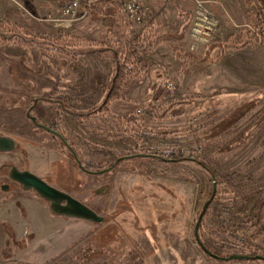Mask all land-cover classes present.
Instances as JSON below:
<instances>
[{
	"label": "rangeland",
	"instance_id": "obj_1",
	"mask_svg": "<svg viewBox=\"0 0 264 264\" xmlns=\"http://www.w3.org/2000/svg\"><path fill=\"white\" fill-rule=\"evenodd\" d=\"M106 1L118 7L116 2ZM62 2L0 0V118L9 115L15 144L5 166L29 165L26 169L30 172L106 216L105 222H91L92 228L105 227L114 220L118 185L136 178L149 179L153 185L148 194L151 202H159L160 186L164 185L169 194L164 201L170 203L171 212L180 207L176 215L180 228H185L186 214L187 241L177 252L183 259L180 264H263L259 259L226 258L228 254L249 252L240 237L228 233L227 225L255 217L264 198V16L259 15L253 1L236 0L240 5L233 11L225 0H218L221 18L229 22L230 28L211 9L218 18L217 31L198 51L188 47L186 56L180 58L184 66L170 64L162 76L141 72L128 77L123 99L108 105L109 114L82 119L80 114L100 104L110 80L112 54L100 43L109 40L110 47L121 48L124 37L134 32L123 19L118 20L112 4L104 14L109 27L106 32L102 17L89 10L76 21L61 18ZM151 13L150 19L133 30L151 28L153 36H158L178 26L174 20L168 25ZM237 14L246 23L239 25ZM21 30L38 36V40L58 38L60 44L70 38L69 33L74 38L69 39L71 46L81 53L66 55L47 49L43 42L39 46H20L7 41V37L22 35ZM227 49L230 53L252 52L256 58L249 60L247 72H236L240 76H231L222 85L216 81V64ZM145 64L146 60L144 68ZM169 82L174 88H168ZM115 114H126L129 120H117ZM53 120H59L63 136L73 141L82 159L89 162L88 172L78 168L59 137L36 124L49 126ZM180 149L193 152L208 169L193 161L133 157V152ZM128 154L133 156L122 158L111 168L106 166L118 155ZM5 181L11 188L0 190V221H5L0 222V264H120L100 252L97 239L81 237L57 251L64 234L76 227L71 228L64 217L48 211L47 202L33 190H24L7 177ZM210 197V213L200 230L198 226V237L207 251L219 258L205 254L194 235L197 218ZM13 230L19 235L14 236ZM254 244L264 250V235Z\"/></svg>",
	"mask_w": 264,
	"mask_h": 264
},
{
	"label": "crops",
	"instance_id": "obj_2",
	"mask_svg": "<svg viewBox=\"0 0 264 264\" xmlns=\"http://www.w3.org/2000/svg\"><path fill=\"white\" fill-rule=\"evenodd\" d=\"M207 1L208 6L219 15L221 22L223 24L225 23L227 28H230L231 25L229 22H227L224 17L221 18V12L218 10V0ZM237 1V3L242 2V0ZM235 2L236 0L234 2L225 0L227 5L230 4L232 6L233 11H237L240 4L237 5ZM149 5L151 12L155 14L157 19L166 20L168 25L171 20H174V22L178 24L177 27L176 25H170V32L165 31L158 33V36H153L152 31L154 30L151 28H149V30L147 28L138 29L135 32L136 35L144 32L147 33L151 45L153 46L151 51H147V54L144 53L143 55V62L146 60L145 65L147 66L145 69L149 70V75H151V77L155 74L162 76L165 73V69H167L170 64L171 66L175 64L180 68L185 65L180 58L186 56L185 52L188 49V30L193 12V3L191 0H149ZM237 18L236 21L239 25L246 23L243 18L240 19V14H237ZM172 27H175V30H173ZM183 28L184 30H182ZM222 35L223 34L221 33L219 36L222 37ZM244 46L248 45L246 44ZM181 48L183 49L182 54L180 52ZM227 51L228 53L223 54L216 64V73L218 75L216 76V81L221 84L226 79H232L230 78L231 76L239 75L236 72L240 71V74H243L250 62L249 60H252L255 57L252 52L230 53L229 49H227ZM188 56H191V54L189 53ZM174 59L177 60L175 63H173ZM143 62L142 66H144ZM214 66L215 65H213V67ZM242 82L243 84L247 83L245 80H242ZM2 111L4 113H9L8 108H3ZM9 124L10 117L9 115L4 114L3 117L0 118V136L13 140L14 137L10 133ZM13 145H15L14 141ZM13 150L14 148L8 150L0 149V183H3L7 176V167L5 166L7 162L6 157H12ZM15 166L22 168L17 165ZM28 166L26 167L29 168ZM35 167L36 165L34 168ZM38 169L36 168L35 170L38 171ZM39 171L40 173L42 172L41 169ZM151 183L152 182L149 179L136 178L129 183L118 185V198L114 200L115 204L118 205V212H116L114 220L109 221L108 225L105 227L92 228V223L86 220L61 216L64 217L62 219H65L64 221L67 225L70 224L72 225L71 228L73 226V228H76L71 229L64 234V237L61 238V241L57 246V251L61 252L79 238L86 237L89 241L91 239H97L100 246V252H104L106 255L109 254L112 259L117 262L120 261V264H180V260L183 259H181L180 254L177 252L181 250L180 245H185L187 241L186 214L183 213L185 217L183 225H185V228L183 226L180 228L179 219L176 218V215L179 214L180 207H175L176 210L171 212L170 203L164 201V197L168 198L169 195L166 193V190L162 188L164 185H159L161 188L160 192L162 193L159 202H151V200H149L151 197L148 195L150 191L149 188L153 186ZM0 200L2 201L3 199ZM46 209L48 210V203ZM172 215H174V221H172ZM57 217H49V219H58ZM103 217L105 222L106 216ZM0 222L3 223L5 221ZM179 230H181V233ZM51 231L52 230H50V232ZM16 235L19 234L14 232V236ZM169 244L171 247L169 246V248H167L166 245ZM59 246L61 247L59 248Z\"/></svg>",
	"mask_w": 264,
	"mask_h": 264
},
{
	"label": "trees",
	"instance_id": "obj_3",
	"mask_svg": "<svg viewBox=\"0 0 264 264\" xmlns=\"http://www.w3.org/2000/svg\"><path fill=\"white\" fill-rule=\"evenodd\" d=\"M253 1L258 9L259 15L264 16V0H253ZM111 4L114 5L113 6L114 14L117 15V18L119 21H122L119 8L117 7V5L113 4L110 1L93 2V3H90L87 8V10H89L90 12L96 13L100 17H102L101 18L102 24H104V27L106 28V32H108L109 27L107 26L106 17L104 14L107 13L106 10L110 8ZM123 25L125 26L124 23ZM22 32L23 33L20 36L15 35L16 37H7V41H10V42L12 41L14 43H17V45H20V46H39L41 44L40 42H43L44 47H47V49H55V51H62L66 55H75L77 53L74 50V47L71 46L73 45V43L69 41V39L74 40V38L69 33L67 35H69L70 38L68 40L64 38H60V40L64 39L63 41H61V44H60V42L57 40L58 38L55 39L54 37H47V38L45 37L46 39L38 40V36H35L34 38L33 36H30V34H28L27 32L25 31H22ZM49 38L50 40H48ZM49 42H52V43H49ZM100 45L107 46L108 48H104V49H108L109 51H111V54H112L110 57V61H109L111 65L110 80L107 83V89L104 90L103 92V99L100 102V104L93 106L89 112L80 114L79 115L80 119L93 116L97 113H101L104 115L109 114L108 105L113 101L123 99L122 89L125 85V81L127 80V78L131 76H139L141 72L149 73V70L145 69L142 66L144 53H146L147 51H151L153 48V46L151 45L150 39H149V35H147V33L144 32L139 35H136L135 33L126 35L124 37L123 46L121 48L110 47L109 40L105 42H101ZM80 53H77V54H80ZM58 117L59 116H57V118ZM114 118L117 120L118 119L129 120V117L126 114H115ZM49 127L52 130H55L56 132H58L62 136V140L58 138L59 142L62 147H66L67 150L71 152L72 159L76 162L78 168L86 169V171L88 172V170L90 169L89 162L82 159L79 151L75 148L74 142L71 141L70 139L68 140L67 137L63 136V131L60 129L61 125L59 123V120H53L49 124ZM73 153L75 156H73ZM133 155H134L133 157L140 156V157L152 158V159L160 160L162 162H177V161H182V160L193 161L196 164L208 169L204 161L198 159L193 152H187L181 149L180 150H169L167 152L145 153L143 155L133 152ZM122 156L118 155V158ZM106 164H107L106 165L107 167L111 168L114 162L112 160L111 162H108ZM212 200H213V197L211 198L210 203L212 202ZM250 200L251 198H249L248 203ZM263 209H264V198L260 203L259 212L256 215H254L255 217H252L251 219H247L245 221H238L237 223H231L227 225L226 227V230L228 231V233L231 236L237 235L238 237H240L239 239L241 240L243 247L249 250L247 256H249L250 258H247V259L264 258V250H260V248L257 247L256 244H254L257 239H259L261 236L264 235ZM209 213H210V210H209V205H208L200 221L199 230L201 229V225H204L203 220L205 217L209 216ZM201 249L203 250L205 254H208L206 252L207 249L205 248V246L204 248H201ZM257 255L261 256L262 258H255V256Z\"/></svg>",
	"mask_w": 264,
	"mask_h": 264
},
{
	"label": "water",
	"instance_id": "obj_4",
	"mask_svg": "<svg viewBox=\"0 0 264 264\" xmlns=\"http://www.w3.org/2000/svg\"><path fill=\"white\" fill-rule=\"evenodd\" d=\"M30 119L32 121H35V118L32 116L30 117ZM38 125L46 129L50 133L56 135L62 140V136L55 130H52L49 126L40 124V123ZM13 146L14 145H13L12 139L4 138L0 136V149L1 150H8V149L13 148ZM131 156L133 155L119 157L115 160L114 164L117 163L122 158H129ZM104 170H107V169H104ZM8 177L11 180L19 183L23 189L33 190L38 196H40L42 199H44L48 203L49 210L56 215L82 219V220L95 222V223H101L104 219L102 215H99L98 213H96L93 209H91L89 206H87L83 202L73 197L68 192L61 190L47 183L41 177L30 172L27 169L22 170L16 167L15 165H11L8 170ZM0 189L6 190L7 185L6 184L1 185ZM210 200H211V197L203 205L202 210L194 226L195 239L201 248H204V246L202 245L198 237V226L200 224L204 211L206 207L208 206V203L210 202ZM206 252L210 254L211 256H213L214 258H219V256L209 253L207 250ZM226 258L227 259H247L250 257L244 254H229ZM255 258H262V257L257 255L255 256Z\"/></svg>",
	"mask_w": 264,
	"mask_h": 264
},
{
	"label": "built area",
	"instance_id": "obj_5",
	"mask_svg": "<svg viewBox=\"0 0 264 264\" xmlns=\"http://www.w3.org/2000/svg\"><path fill=\"white\" fill-rule=\"evenodd\" d=\"M97 1L106 0H63L60 5V17L69 21L81 19L88 5ZM118 4L119 12L130 32L136 26L152 17L149 0H111ZM193 12L188 30L189 50L198 51L202 45H206L214 37L219 26L218 18L208 6L207 0H191ZM141 29V28H140ZM168 88H174L172 82Z\"/></svg>",
	"mask_w": 264,
	"mask_h": 264
},
{
	"label": "flooded vegetation",
	"instance_id": "obj_6",
	"mask_svg": "<svg viewBox=\"0 0 264 264\" xmlns=\"http://www.w3.org/2000/svg\"><path fill=\"white\" fill-rule=\"evenodd\" d=\"M29 117H31V116H29ZM33 122H34V121H33ZM36 124L38 125L39 123L37 122ZM13 148H15V146H14ZM73 156H75L74 153H73ZM11 164H12V163H9V166L7 167V173H6V175H7L6 177H7V178H9V177H8V170H9ZM26 168H27V167H26ZM26 168L24 167V168H19V169H22V170H23V169H26ZM81 170H83V171L86 172V169H83V168H82ZM10 180H11V179H10ZM12 181H13V180H12ZM14 182H15V181H14ZM3 184H6V185H7V189L10 187V183H8L7 181H4L3 183H0V186L3 185ZM15 184H17L18 186L21 187V185H20L19 183L15 182ZM52 185H53V184H52ZM53 186L59 188V187L56 186V185H53ZM10 188H11V187H10ZM10 188H9V189H10ZM59 189L65 191V189H63V188H59ZM0 190H1V189H0ZM259 260H261V261L263 262V264H264V259H259Z\"/></svg>",
	"mask_w": 264,
	"mask_h": 264
}]
</instances>
